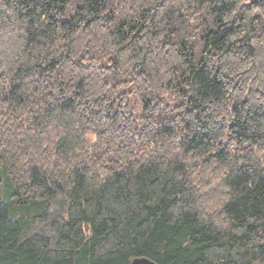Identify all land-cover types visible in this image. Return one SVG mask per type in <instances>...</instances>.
Listing matches in <instances>:
<instances>
[{"label":"trees","instance_id":"obj_1","mask_svg":"<svg viewBox=\"0 0 264 264\" xmlns=\"http://www.w3.org/2000/svg\"><path fill=\"white\" fill-rule=\"evenodd\" d=\"M264 264V0H0V264Z\"/></svg>","mask_w":264,"mask_h":264},{"label":"water","instance_id":"obj_2","mask_svg":"<svg viewBox=\"0 0 264 264\" xmlns=\"http://www.w3.org/2000/svg\"><path fill=\"white\" fill-rule=\"evenodd\" d=\"M131 264H154V263L146 258H136L131 262Z\"/></svg>","mask_w":264,"mask_h":264}]
</instances>
